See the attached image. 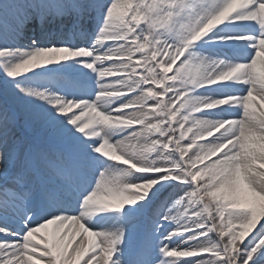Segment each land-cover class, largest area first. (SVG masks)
<instances>
[{"label": "snow or ice", "instance_id": "obj_1", "mask_svg": "<svg viewBox=\"0 0 264 264\" xmlns=\"http://www.w3.org/2000/svg\"><path fill=\"white\" fill-rule=\"evenodd\" d=\"M0 76V264H264V0H0Z\"/></svg>", "mask_w": 264, "mask_h": 264}, {"label": "rangeland", "instance_id": "obj_2", "mask_svg": "<svg viewBox=\"0 0 264 264\" xmlns=\"http://www.w3.org/2000/svg\"><path fill=\"white\" fill-rule=\"evenodd\" d=\"M0 79H3V77L0 76ZM21 131H22L23 134H27L28 133V130L27 129H24V128H22Z\"/></svg>", "mask_w": 264, "mask_h": 264}]
</instances>
